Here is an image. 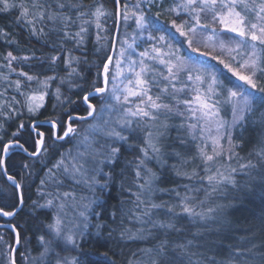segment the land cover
<instances>
[{"label": "snow or ice", "instance_id": "snow-or-ice-1", "mask_svg": "<svg viewBox=\"0 0 264 264\" xmlns=\"http://www.w3.org/2000/svg\"><path fill=\"white\" fill-rule=\"evenodd\" d=\"M164 2L0 0V264H264V0Z\"/></svg>", "mask_w": 264, "mask_h": 264}, {"label": "trees", "instance_id": "trees-1", "mask_svg": "<svg viewBox=\"0 0 264 264\" xmlns=\"http://www.w3.org/2000/svg\"><path fill=\"white\" fill-rule=\"evenodd\" d=\"M87 2V0H86ZM136 2V0H130V4H134ZM109 7H111V5H108ZM145 8V6H143ZM151 12L155 13L157 11H159V8L155 7V6H151ZM146 9V8H145ZM16 15L15 12L11 13V14H0V25H6L7 23H9L12 18ZM160 19H162V16L160 17ZM12 29H9V31H11ZM123 30V27L121 29V31ZM36 47H39V45H36ZM8 50L6 48V46L0 42V52H4ZM40 53L38 52L37 55H39ZM93 71H95L93 69ZM13 79L15 78V76L13 75L12 77ZM91 79V77L89 78ZM262 84H264V80L261 81ZM95 102V101H94ZM45 116L49 115L48 112L44 113ZM43 118V117H41ZM8 131L10 132L11 129H8ZM71 145H65V148L70 147ZM247 149H245L246 151ZM243 154V153H242ZM133 155V153H126V156H128L129 158H131V156ZM9 174L10 175H15L17 181L19 182L21 177L19 175V168L18 167H12L13 162L17 161V160H22L23 157L19 156V155H13L12 153H9ZM44 175L43 172L40 173L39 176H35V177H29L28 180H32L34 179L35 182L31 184L30 187H28V180L25 181V197H26V204L25 207H27V205H29L31 203L32 199H35V190L37 185L39 184L40 181V177H42ZM0 188L6 189L8 192L12 191V184L7 180V178L0 173ZM117 195V190L113 189L112 192V196L115 197ZM161 199H167V197H161ZM5 200H7V197L4 195H0V206H3ZM115 201L113 199H109V204L114 203ZM227 202V201H225ZM245 209H244V214L249 216V219L252 218L251 213H256L259 214L262 210V208H264V206L261 205V200H260V194L257 192L254 196L250 197L249 199L245 200ZM6 211H10L11 208L6 207L5 208ZM18 215H15L13 217L10 218H5V217H0V234H3L4 239L6 241L11 242L13 240V233L11 232L10 228L8 227V225L11 224H16L18 225V230L21 231L22 233V241H21V245H23L24 243V239L23 238H27L30 236V234L32 233V231L34 230V226H35V220L31 217H29L25 211L22 210H18ZM236 215H240V213H236ZM3 224V225H1ZM38 234V233H37ZM102 243V241H101ZM30 247L33 248V252L32 255L38 254V252L40 251L39 248L36 247V239L35 236L32 235L31 236V244ZM133 247H138V245H134ZM106 249L103 247H100L99 244L96 243L95 237H93L92 239H89L86 243H83V252L84 254L81 255L82 258V264H88V261L90 259L95 260L98 258L97 253L99 252H103ZM20 252H24L25 249L23 246H20L19 248ZM19 255V254H17ZM115 259H117L118 261L121 259L120 257H115Z\"/></svg>", "mask_w": 264, "mask_h": 264}, {"label": "rangeland", "instance_id": "rangeland-1", "mask_svg": "<svg viewBox=\"0 0 264 264\" xmlns=\"http://www.w3.org/2000/svg\"><path fill=\"white\" fill-rule=\"evenodd\" d=\"M169 2H170V0H165V2H164V7L165 8H167L168 6H169ZM157 3H160V0H157ZM143 6H145V8L146 9H148L149 7H150V4L148 3V0H144V5ZM162 16V19H161V21L163 22L165 19H171L170 17H167L166 15H161ZM131 25H132V27L134 28V21H130L129 22ZM124 31H126V32H128L129 34L132 32V28H123V30H122V32H124ZM146 47H148V45L147 44H141L140 45V47L139 48H137V51L139 52V51H143L144 50V48H146ZM36 255V254H35ZM69 255H76V253L75 252H72V253H69ZM79 259H80V261H81V264H82V258H81V256L79 257Z\"/></svg>", "mask_w": 264, "mask_h": 264}, {"label": "water", "instance_id": "water-1", "mask_svg": "<svg viewBox=\"0 0 264 264\" xmlns=\"http://www.w3.org/2000/svg\"><path fill=\"white\" fill-rule=\"evenodd\" d=\"M6 177V176H5ZM7 178V177H6ZM9 181V180H8ZM11 184H12V182L11 181H9ZM19 209H17V211H18ZM5 218H10V217H5ZM1 225H3V224H1Z\"/></svg>", "mask_w": 264, "mask_h": 264}]
</instances>
